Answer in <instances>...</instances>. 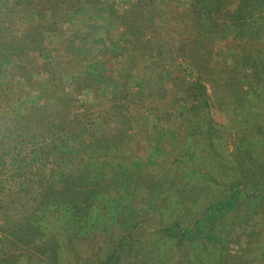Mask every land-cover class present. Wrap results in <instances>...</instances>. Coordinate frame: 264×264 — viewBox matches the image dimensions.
<instances>
[{"label": "rangeland", "instance_id": "obj_1", "mask_svg": "<svg viewBox=\"0 0 264 264\" xmlns=\"http://www.w3.org/2000/svg\"><path fill=\"white\" fill-rule=\"evenodd\" d=\"M18 1L0 0V13ZM145 1L151 0H100V8L91 10L92 5L81 0L82 11L68 14L65 30L79 32L86 40L80 51L82 63L76 69L69 65L54 84L86 110H77L79 125L58 133L55 156L40 149L32 136L19 138L9 130L0 131V141L19 142L6 157L9 168L24 158L27 165L34 162V172L45 175V182L52 185L77 175L73 156L81 139L100 130L107 119L130 131V145L138 147L140 155L123 166L114 165L94 196L83 193L82 202L94 206L82 213V219L90 222L84 219L76 226L49 204L32 206L34 190L39 191L40 185L33 176L31 184L25 181L20 188L27 198L20 191L22 196L11 193L0 204V264H98L120 234L133 233L142 220L145 229L128 242L119 264H178L174 242L154 238L151 232L175 219L189 227L208 201L229 198L233 189L238 190L237 199L222 205L223 216L211 237L214 258L203 264H264V104L245 95L251 70L238 65V51L219 39L201 45V52L190 49V44L185 53L179 52L184 14L195 0H154V31L163 32L160 43L164 45L158 54L150 33L144 39L132 37L121 19ZM118 29L135 42L115 46L121 39ZM47 36L50 47L61 49L58 34ZM134 51L140 64L147 66L123 63ZM54 54L39 58L34 76L42 90L22 97L15 105L20 112L45 104L43 91L50 86L51 75L43 65L47 58L56 60ZM63 56V64L68 65L66 53ZM156 58L157 64L151 65ZM96 59H111L125 72H114L100 85L87 70V63ZM13 60L4 61L5 74L12 72ZM121 109L126 117L118 115ZM124 118L129 123L125 127ZM139 120L148 125V134ZM237 182L240 187H234ZM18 186L16 182L13 190ZM240 190L249 195H241ZM12 200L17 202L15 207L3 208ZM33 213L45 223L32 224ZM36 233L46 234V241L34 237ZM189 253L185 251V262L202 264L192 263Z\"/></svg>", "mask_w": 264, "mask_h": 264}, {"label": "trees", "instance_id": "obj_2", "mask_svg": "<svg viewBox=\"0 0 264 264\" xmlns=\"http://www.w3.org/2000/svg\"><path fill=\"white\" fill-rule=\"evenodd\" d=\"M63 1L65 4L62 7ZM85 1L92 5L91 10L93 7L100 8V0ZM18 2L6 13H0V131L1 129L9 130L19 138L26 135L32 136L36 145L52 157L55 156L53 151L57 150L58 133L67 132L79 125L77 110L79 109L82 113L86 110L85 107L77 106L76 99L65 95L60 88L61 85L54 84L58 80L57 76H62V72L69 65L76 69V65L82 63L80 51L84 47L85 38L79 32H70L63 27L69 19V13L82 11V4L81 0L24 2L19 0ZM154 2L151 0L136 5L121 19L132 37L144 39L150 33V39L153 38V47L157 53L159 51L161 54L160 49L164 45L160 43V39L163 37V32L154 31L153 20L157 14L153 7ZM191 8L190 12L184 14L179 52L185 53L187 49L185 47L188 44L190 49L201 52L199 50L201 45H209L218 39L221 40L228 48L238 51L235 62L251 70V74L247 76L249 88L245 95L248 98L253 96L264 104V46L261 44L264 38V0H195ZM46 12L50 13L49 18ZM48 32L59 35L61 49L56 50L57 48L50 47ZM168 49H171L170 46ZM48 52H55L56 60L47 58L49 60H46L43 65L51 75V84L43 91L47 100L40 107L30 106L24 112H20L15 105L21 101L22 97L42 90L41 82L34 75L40 67L39 58L44 57ZM64 53L67 55L68 65L63 64ZM5 60H13L12 72L7 74L3 70ZM155 61L157 58L151 65L157 64ZM87 65H89L88 72L100 85L107 79H112L117 69L111 59L105 61L96 59ZM121 78H118L119 81ZM234 98H236L235 95L232 96V99ZM118 115L126 117V112L121 109ZM122 121L124 127L129 124L126 118ZM138 124L147 133L148 125L140 120ZM98 131H92L88 137L81 139L78 152L73 156V166L76 167L77 175L65 176L61 184L56 185H52L49 181L45 182V175L40 176L34 172V162L32 165H27L24 158L18 166L9 168L6 157L11 156L19 142L0 141V204L3 206L5 197L11 193H20V191L23 193L20 187L25 181L31 184L33 176L34 179L38 178L40 188L39 191L34 190L32 206L49 204L48 206L61 213V216H66V219L74 226L84 219L90 222L85 216L82 219V213L87 212L94 204L88 203L87 200L82 202L83 193L94 196L102 185L103 179L109 177L114 165L123 166L125 161L132 162L140 155L138 147L130 145L132 137L129 130V132L123 131L116 123L107 119ZM46 159L49 160L47 156ZM16 182H19V186L14 187L13 190ZM234 187H240V183L237 182ZM262 189L264 190V186ZM49 190L51 193L48 192ZM235 194H238V190L233 189L229 198L224 196L208 201L202 213L189 227L184 226L180 219H175L168 226L160 227L151 233L154 238L159 236L174 242L175 259L178 264H188L184 260L186 250L190 252L192 263L210 262L214 258L210 245L213 241L211 237L217 229L220 217L223 216L224 205L228 204L232 198L237 199ZM240 194L249 195L243 190H240ZM20 196H22L21 193ZM23 197L27 198L28 195L24 194ZM16 203L12 200L3 208L10 209L15 207ZM34 216L35 213L32 215V224L45 223L43 217L37 220ZM143 225L142 220L136 224L133 233L122 232L114 246L98 264H119L128 242L142 233L145 229ZM34 237L40 241H46V234L36 233ZM198 244L199 248L196 247ZM89 264L92 263L89 262Z\"/></svg>", "mask_w": 264, "mask_h": 264}, {"label": "crops", "instance_id": "obj_3", "mask_svg": "<svg viewBox=\"0 0 264 264\" xmlns=\"http://www.w3.org/2000/svg\"><path fill=\"white\" fill-rule=\"evenodd\" d=\"M118 31H120V37L119 38H121V39H118L117 40V42L114 44L115 46H124L125 45V47H128V46H130V43L131 42H135V40H134V38H131L130 37V35H128V34H126V33H122L121 31H122V29H118ZM125 42H124V41ZM114 49H112V53L114 52L113 51ZM118 50H120V49H118ZM127 51V50H126ZM125 51V52H126ZM138 51H134L133 52V54H128V57H126V58H124L123 60V63L124 64H128V63H130V61H134V63L136 64V66H144V65H146V63L144 62L143 64H140V58L139 59H137V55H136V53H137ZM132 57H135V60H134V58H132ZM138 61V62H137ZM149 61V60H148ZM149 62H147V64H148ZM123 67V66H120V65H117V67ZM147 66V65H146ZM122 69V68H121ZM121 69H116V71L115 72H125L124 70H121ZM136 69V68H135ZM135 69L133 68L132 70L135 72ZM138 70V69H137ZM127 72H129V70L127 71Z\"/></svg>", "mask_w": 264, "mask_h": 264}]
</instances>
